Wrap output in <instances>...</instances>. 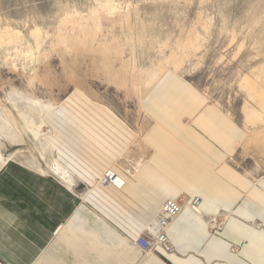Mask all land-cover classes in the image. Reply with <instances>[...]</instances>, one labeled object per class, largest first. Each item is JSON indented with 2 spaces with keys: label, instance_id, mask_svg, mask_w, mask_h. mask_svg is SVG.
I'll use <instances>...</instances> for the list:
<instances>
[{
  "label": "crops",
  "instance_id": "0c3cea01",
  "mask_svg": "<svg viewBox=\"0 0 264 264\" xmlns=\"http://www.w3.org/2000/svg\"><path fill=\"white\" fill-rule=\"evenodd\" d=\"M75 101L51 140L71 184L0 163V264H264V178L234 164L247 133L228 114L170 74L143 101L142 132ZM107 172L121 189L98 183ZM194 197L201 215L172 223L173 254L137 251L165 201Z\"/></svg>",
  "mask_w": 264,
  "mask_h": 264
},
{
  "label": "rangeland",
  "instance_id": "374dc122",
  "mask_svg": "<svg viewBox=\"0 0 264 264\" xmlns=\"http://www.w3.org/2000/svg\"><path fill=\"white\" fill-rule=\"evenodd\" d=\"M168 74L244 128L232 160L264 178V0H0V163L71 184L51 144L64 109L142 132Z\"/></svg>",
  "mask_w": 264,
  "mask_h": 264
},
{
  "label": "built area",
  "instance_id": "2783aa9c",
  "mask_svg": "<svg viewBox=\"0 0 264 264\" xmlns=\"http://www.w3.org/2000/svg\"><path fill=\"white\" fill-rule=\"evenodd\" d=\"M117 178L110 172H107L105 176L100 179L99 184L103 186L113 185L119 188L115 182ZM201 199L194 197L190 199H177L165 201L162 207L159 209L155 219H153L145 228L144 234L139 235L134 241L133 245L143 254H153L156 250H160L164 255H171L174 253V249L168 237V231L172 223L179 217V214L184 209L192 211L194 214L201 215L199 213V207ZM207 225L215 226V219H209ZM220 225V224H218ZM259 228L260 225H255Z\"/></svg>",
  "mask_w": 264,
  "mask_h": 264
},
{
  "label": "bare ground",
  "instance_id": "6f19581e",
  "mask_svg": "<svg viewBox=\"0 0 264 264\" xmlns=\"http://www.w3.org/2000/svg\"><path fill=\"white\" fill-rule=\"evenodd\" d=\"M58 168V169H57ZM57 171H54V174L55 175H57V176H59V178H61V179H63V180H65V173L64 172H62V170H60V168H59V166H57ZM39 173V172H38ZM40 174H41V172H40ZM46 175V174H45ZM117 178V177H116ZM115 184L119 187V189H121L122 188V186H123V183L119 180V178H117V181L115 182ZM117 188V187H116ZM201 211H200V209H199V213H200Z\"/></svg>",
  "mask_w": 264,
  "mask_h": 264
}]
</instances>
